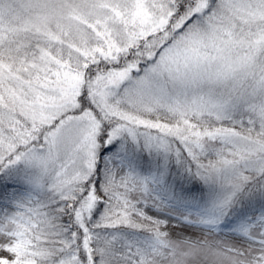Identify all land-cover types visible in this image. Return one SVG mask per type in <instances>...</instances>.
<instances>
[{
	"label": "snow or ice",
	"instance_id": "snow-or-ice-1",
	"mask_svg": "<svg viewBox=\"0 0 264 264\" xmlns=\"http://www.w3.org/2000/svg\"><path fill=\"white\" fill-rule=\"evenodd\" d=\"M0 264H264V0H0Z\"/></svg>",
	"mask_w": 264,
	"mask_h": 264
}]
</instances>
